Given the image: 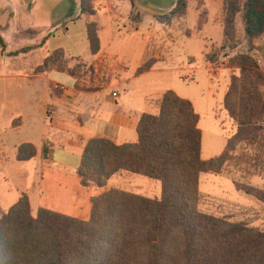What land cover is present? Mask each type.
<instances>
[{"label":"trees","instance_id":"trees-1","mask_svg":"<svg viewBox=\"0 0 264 264\" xmlns=\"http://www.w3.org/2000/svg\"><path fill=\"white\" fill-rule=\"evenodd\" d=\"M93 1L81 0V16L95 15ZM241 11L247 38L264 33V0H245L243 6L241 0H229L224 39L234 40ZM88 36L97 54L95 24L88 27ZM47 39L13 56L42 48ZM0 43L4 48L1 37ZM47 62L51 58L44 65ZM235 63L241 74L232 80L224 108L237 131L220 157L202 159L200 118L190 101L168 91L155 114L142 116L135 144L105 139L86 143L78 176L84 187L103 190L92 199L90 220L44 208L34 218L26 195L8 214L0 211V264H264V231L200 210V176L221 173L238 145L264 144V72L249 54L237 56ZM35 156V148L26 144L19 149L18 161ZM125 174L159 182L161 197L107 190L113 177ZM235 186L264 204V189L239 182Z\"/></svg>","mask_w":264,"mask_h":264},{"label":"rangeland","instance_id":"rangeland-1","mask_svg":"<svg viewBox=\"0 0 264 264\" xmlns=\"http://www.w3.org/2000/svg\"><path fill=\"white\" fill-rule=\"evenodd\" d=\"M142 1L145 4L142 2L140 4L145 6V11L139 9L140 12L137 13V9L127 11L124 8L113 17H104L102 22L99 20L98 26V17L95 18L97 13L93 16H83L82 21L77 20L81 16V0H0V37L5 44L3 48L0 43V211L2 214H8L25 195L20 193L21 195L18 196L15 182L9 179L10 176L4 168L14 155L16 146L28 140L26 133L9 130L12 123L14 127L20 123L17 118L22 115L20 111L22 98L25 97V100L29 101L34 90L32 86L29 87V81L22 82L17 76H20V70L25 68L36 67L37 73L44 72L45 69L55 68L57 72L68 69L70 76L82 78L83 82L88 81L89 85H98L103 79L100 73L97 76L98 74L91 71L87 77L83 76L85 77L83 78L80 65L74 61L71 62L68 59L69 56L62 50H69L78 55L83 54L90 43L88 27L91 28L93 24L96 25L99 45L102 42L104 46L111 42V36L116 34L119 26L120 31H124L121 34L122 38L127 37L131 30L140 28L146 20L143 16H149L150 21L146 22L152 27L168 28L167 36L172 37V40L175 38L172 29L185 26L187 23L186 27L195 34L191 39V49L198 57L200 66H203L207 72L197 71L194 80L182 73L177 76L168 75L160 82L150 83L149 86L155 89L166 87L167 90L175 91L180 97L193 100L202 119L199 128L203 133L202 159L204 161L220 157L226 150L229 140L237 131L235 123L224 108V98L231 87L232 80L241 74L235 59L237 56L249 54L259 62L264 72V33L251 39L247 38L243 21L245 12L241 11L235 21L234 40L224 39L225 6L229 0ZM244 1L241 0V6ZM95 2L94 0V9ZM184 20L187 22L184 23ZM213 20H217L216 23ZM48 31L52 36L44 48L25 55L13 56L17 51L41 44ZM116 40L120 41L119 38ZM100 52L99 48L98 53L93 55H99ZM128 52L124 50L126 57ZM47 57L51 58V62L37 69V65ZM153 63L154 61H149L144 67ZM59 76L61 81L67 78L63 75ZM55 88L59 93L63 87L57 85ZM262 143L238 145L221 173H206L200 176V210L202 212L227 218L233 223H246L264 231V204L242 195L235 186V183L239 182L264 189L260 184V180H264V144ZM48 145L45 144L46 150ZM38 147L41 148L42 144H38ZM55 153L58 159L60 153L58 150ZM48 164L52 162H47L42 170H37L35 174V185L38 189L42 188L44 192L41 194L40 203L45 205V208L64 213L61 212L60 206L73 202L77 193L75 182H73L74 174L69 170H61L58 166L48 167ZM32 167L33 165H28V170L33 171ZM129 178H115L110 186H120L128 192L151 199L161 197L162 186L159 182L141 175H131ZM84 193L86 194V191ZM250 201L260 207L251 205ZM34 207L36 209V203ZM39 210L33 211L31 208L34 218L37 217ZM63 211L69 212L66 208ZM91 214L92 210L85 216L86 221L90 220ZM83 215L81 214V217Z\"/></svg>","mask_w":264,"mask_h":264},{"label":"crops","instance_id":"crops-1","mask_svg":"<svg viewBox=\"0 0 264 264\" xmlns=\"http://www.w3.org/2000/svg\"><path fill=\"white\" fill-rule=\"evenodd\" d=\"M95 1L97 13L95 18L98 17V26L99 20L102 22L104 17H113L121 9L125 8L127 11L137 9V13L140 12L139 9H145V6L140 4V2L144 3L142 0ZM208 16L207 21L209 20ZM82 17L80 16L77 20L82 21ZM143 17L146 19L143 25L131 30L125 38H122L121 34L124 31H120L119 26L116 34L111 36V42L104 46L101 42L99 55H93L90 43L84 53L79 55L62 49L69 56L67 57L71 62L74 61L80 65L82 77H87L91 71L98 74L97 76L100 73L103 79L98 85H89L88 81L83 82L82 78L70 76L67 72L68 69L57 72L54 68L38 73L35 71L36 67L20 70L21 75L19 74L20 76L17 78L22 82L29 81V87L32 86L34 90L29 101L25 100V97L22 98L20 103L22 115L17 118L20 123L15 127L12 123L9 130L26 133L28 140L15 145V153L4 168L10 176L8 178L14 180L18 196L20 193L27 195L33 211L42 208L48 209L47 206L45 208V205L40 203L41 194L44 192L42 188L36 187L35 174L37 170H42L43 165L47 162H52V164H48V167L53 165L56 168L58 166L61 170H69L74 174L73 182H75V191H77L73 202L60 206L61 212L65 214L58 212L86 221L85 216L92 210V199L103 192L92 185L84 187L78 176L77 172L82 162L86 143L93 139H105L116 145L135 144L138 140L137 130L142 116L154 114L157 111V101L165 92L173 91L167 90L166 87L150 88L149 84L160 82L163 77L168 75L177 76L179 73L192 77L194 80L197 71L207 72L203 66H200L198 57L191 49V39L195 34L186 27L187 20L183 21L186 23L185 26L172 29L175 37L172 40V37L168 38L167 36L168 28L152 27L147 24L148 20L150 21L149 16ZM184 17L187 18L186 15ZM213 21L216 23L217 20ZM98 28L101 30L100 27ZM44 36L46 37L41 42L48 39L42 48L46 46L52 34L50 35V31H48ZM117 38L120 41H117ZM137 38L138 40H136ZM124 50L129 51L127 57ZM22 58L24 59V57ZM48 58L43 59L37 65V69ZM149 61H154L151 68L140 73L139 70ZM59 75L67 78L61 81ZM95 80L97 79L95 78ZM60 81L61 83H59ZM57 85L63 87L59 93L55 90ZM114 94L117 96L114 97ZM180 98L192 103L200 118V124L201 115L197 112L193 100ZM26 144L35 148L36 156L28 161H18L19 149ZM38 144H42V147L39 148ZM45 144H49L48 150L45 149ZM54 148L60 153L58 159ZM28 165H33V171L28 170ZM60 174L65 175L61 172ZM131 175L134 174L113 177L107 190L120 188V186H110L113 179H130ZM6 180L8 179L6 178ZM260 184L264 188V180H260ZM19 199L20 197L18 201ZM251 201V205L260 207ZM35 203L37 204L36 209ZM64 208L69 212L63 211ZM81 214H84L83 217Z\"/></svg>","mask_w":264,"mask_h":264},{"label":"built area","instance_id":"built-area-1","mask_svg":"<svg viewBox=\"0 0 264 264\" xmlns=\"http://www.w3.org/2000/svg\"><path fill=\"white\" fill-rule=\"evenodd\" d=\"M117 96V94H114V97H116Z\"/></svg>","mask_w":264,"mask_h":264}]
</instances>
